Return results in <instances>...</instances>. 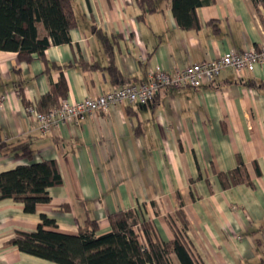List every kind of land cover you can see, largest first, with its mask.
<instances>
[{
	"label": "crops",
	"instance_id": "1",
	"mask_svg": "<svg viewBox=\"0 0 264 264\" xmlns=\"http://www.w3.org/2000/svg\"><path fill=\"white\" fill-rule=\"evenodd\" d=\"M200 1L199 25L186 30L168 0H156L157 10L146 14L135 0H73L77 25L70 41L50 44L46 61L34 55L27 63L15 51H0V141L28 143L33 161L55 160L62 178L49 188L50 201L32 214L0 199V264H56L9 243L17 232L35 230L41 215L55 222L47 229L66 234L95 219L100 235L110 230L109 213L142 207L159 240L169 241L180 228L179 200L188 221L185 236L201 264H255L263 257L264 61L242 78L227 68L210 85L161 87L149 103L121 102L59 121L47 135L26 110L61 75L67 93L58 101L76 102L139 85L150 69L171 73L264 44V2ZM36 30L38 39L46 36L41 23ZM98 32L113 43L119 82L106 69L109 57ZM239 161L253 186L222 188L217 174ZM28 163L0 151V173Z\"/></svg>",
	"mask_w": 264,
	"mask_h": 264
},
{
	"label": "trees",
	"instance_id": "2",
	"mask_svg": "<svg viewBox=\"0 0 264 264\" xmlns=\"http://www.w3.org/2000/svg\"><path fill=\"white\" fill-rule=\"evenodd\" d=\"M253 3L264 0H252ZM143 14L157 10L156 0H135ZM178 25L186 30L198 27L196 9L200 0H168ZM41 23L46 36L37 38L36 24ZM77 25L73 0H0V51H15L19 61L29 63L33 56L45 60L44 51L50 44L59 45L70 41L69 32ZM98 37L109 64L106 69L114 80L121 75L113 64V43L101 32ZM46 61V60H45ZM251 85L250 83H247ZM264 91V84L260 85ZM22 91H20L21 93ZM67 85L61 75L57 83L40 97L35 109L47 113L59 105L58 99L66 96ZM26 106H28L26 104ZM3 155L29 160L26 165L0 173V199H12L23 204L25 213L32 214L36 206L50 201L49 188L62 184L55 160L33 161L30 145L23 141H0ZM222 188L238 184L253 186L247 168L242 161L226 172L217 174ZM141 208L118 210L108 214L110 230L97 234L98 222L87 218L77 234H66L54 229V220L40 216V222L31 232L19 231L9 243L19 251L56 264H200L185 236L188 221L178 201L174 237L160 241L152 223L142 215ZM142 235L143 241L139 240ZM256 264H264V255Z\"/></svg>",
	"mask_w": 264,
	"mask_h": 264
},
{
	"label": "built area",
	"instance_id": "3",
	"mask_svg": "<svg viewBox=\"0 0 264 264\" xmlns=\"http://www.w3.org/2000/svg\"><path fill=\"white\" fill-rule=\"evenodd\" d=\"M263 61L264 44L255 49L233 50L216 59L192 63L183 69H175L171 73L163 69H150L147 79L139 85H123L96 97L84 98L76 102L63 99L57 107L47 113L38 112L34 105H28L26 110L37 121L41 135H47L59 121L75 120L84 114H92L98 111L106 112L110 106L121 102L146 104L153 100L155 93L161 87L197 89L210 85L221 71L227 68L232 69L238 78H242L252 71L256 64Z\"/></svg>",
	"mask_w": 264,
	"mask_h": 264
},
{
	"label": "rangeland",
	"instance_id": "4",
	"mask_svg": "<svg viewBox=\"0 0 264 264\" xmlns=\"http://www.w3.org/2000/svg\"><path fill=\"white\" fill-rule=\"evenodd\" d=\"M195 258H196V260L198 261V258H197V257H195ZM259 260H260V259H259ZM259 260H258V261H259ZM258 261H257V262H258ZM172 263L174 264L173 261H172ZM197 263H200V262L198 261ZM200 264H201V263H200ZM255 264H256V263H255Z\"/></svg>",
	"mask_w": 264,
	"mask_h": 264
}]
</instances>
